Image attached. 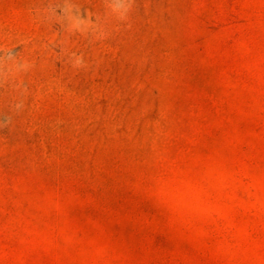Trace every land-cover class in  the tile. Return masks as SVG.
I'll list each match as a JSON object with an SVG mask.
<instances>
[{
  "label": "rangeland",
  "instance_id": "1",
  "mask_svg": "<svg viewBox=\"0 0 264 264\" xmlns=\"http://www.w3.org/2000/svg\"><path fill=\"white\" fill-rule=\"evenodd\" d=\"M0 264H264V0H0Z\"/></svg>",
  "mask_w": 264,
  "mask_h": 264
}]
</instances>
